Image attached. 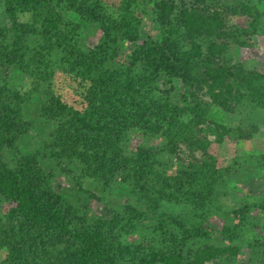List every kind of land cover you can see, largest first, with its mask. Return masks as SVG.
<instances>
[{
	"label": "trees",
	"instance_id": "16d2710c",
	"mask_svg": "<svg viewBox=\"0 0 264 264\" xmlns=\"http://www.w3.org/2000/svg\"><path fill=\"white\" fill-rule=\"evenodd\" d=\"M255 1L261 0H153L162 36L140 38L139 0H120L116 13L103 0H0V264H222L238 254L236 243L194 242L210 237L203 224L159 210L164 199L183 201L205 220L201 209L232 166L218 167L201 144L206 159L194 157L169 173L152 147L130 148L128 140L133 132L166 136L179 157V142H196L186 132L207 122L210 103L228 111L238 101L264 107V73L225 57L231 42L243 44L242 35L264 31ZM71 14L98 23L94 45L78 43L80 22ZM231 14H245L247 25L229 24ZM125 39L133 46L118 60ZM10 66L29 79L26 89L8 83ZM57 69L77 83L80 106L56 89ZM176 80L192 88L181 92ZM177 94L184 103L176 102ZM33 96L39 114L54 123L47 146L55 156L74 161L83 176H118L138 204L75 224L39 159L18 147L30 124L23 110ZM224 127L217 125L218 138ZM255 129L237 128L245 136ZM3 148L17 152L13 165L3 160ZM254 242L264 246L261 238Z\"/></svg>",
	"mask_w": 264,
	"mask_h": 264
},
{
	"label": "rangeland",
	"instance_id": "374dc122",
	"mask_svg": "<svg viewBox=\"0 0 264 264\" xmlns=\"http://www.w3.org/2000/svg\"><path fill=\"white\" fill-rule=\"evenodd\" d=\"M109 7V11L116 13L120 0H103ZM222 4H234L239 0H214ZM247 1V0H245ZM254 2V1H253ZM260 12V21L264 22V0L255 1ZM118 12V10H117ZM136 14L141 17L140 38H158L162 32L154 21L155 9L153 0H139L136 4ZM71 17L80 22L78 43L82 47L94 45L100 37L98 23L81 18L76 14ZM3 20L0 6V22ZM229 24L246 26L248 19L245 14H234L229 16ZM180 39L183 37L179 34ZM244 43L231 42L225 57H230L231 62L244 65L247 68L256 69L264 73V31L242 35ZM122 51L116 57L122 60L126 57L127 48L133 43L126 39L121 42ZM8 83L15 88H27L29 79L15 66L8 68ZM2 72V69L1 71ZM53 82L63 98L75 106L81 105L77 83L66 73L56 70ZM190 86L176 80V89L188 91ZM178 103H184L179 94L175 95ZM207 98V97H203ZM39 99L33 96L32 102H28L23 110L24 117L29 119L30 124L26 132L20 134L18 147L22 153H33L48 174L50 183L62 196L64 204L70 205V215L75 224L81 223V217L91 221L99 214H106L110 208L121 209L126 203L138 204L139 199L131 190L129 183L120 182L118 176L110 180H100L96 177L83 176L79 166L67 159H59L49 149V132L54 127L52 121L44 119L39 114ZM207 122L194 125L193 130L187 131L193 139L182 140L178 147L181 150L178 157L169 150V137L162 135L143 136L133 132L128 140V146L134 148L138 144H146L152 147L158 159L159 166L169 173L181 171L189 160L199 158L206 159L207 154L202 150L201 144H206L209 154L214 156L218 167L231 165L230 172L223 180L215 184V194L210 197L201 211L202 215L195 217L194 209L186 202H175L164 199L159 210H166L182 216L187 220H195L203 224L210 232L208 239H198L194 242H212L223 244L227 242L236 243L240 249L237 255L221 259L222 264H259L264 259V246L255 245V238L264 240V107L249 101L236 102L233 111L223 109L217 104L210 103L207 111ZM223 125L226 133L219 135L217 125ZM256 129L250 135L237 130L241 127L245 132L250 126ZM216 129L218 131H216ZM3 160L13 165L17 152L10 148H3ZM195 157V158H194ZM6 204V203H5ZM241 207V211H235ZM200 211V208L197 209ZM242 218V220H240ZM236 225V226H235ZM228 226L240 232L224 230ZM136 236V235H135ZM132 238L134 236H131ZM138 237V235L136 236ZM189 245H191L189 243ZM4 250L0 249V259L4 256ZM162 264V263H157ZM216 264V263H212Z\"/></svg>",
	"mask_w": 264,
	"mask_h": 264
}]
</instances>
